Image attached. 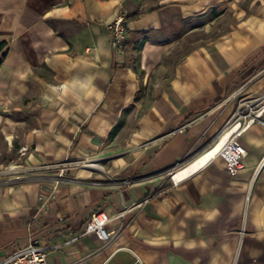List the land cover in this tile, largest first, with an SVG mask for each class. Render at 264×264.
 <instances>
[{
	"label": "crops",
	"instance_id": "crops-1",
	"mask_svg": "<svg viewBox=\"0 0 264 264\" xmlns=\"http://www.w3.org/2000/svg\"><path fill=\"white\" fill-rule=\"evenodd\" d=\"M227 14L226 31L175 58ZM2 43L0 170L13 148L73 164L55 188L0 200V260L31 239L48 264H264V0H0ZM236 125L235 176L216 156L174 180ZM100 211L115 216L107 244L84 234Z\"/></svg>",
	"mask_w": 264,
	"mask_h": 264
},
{
	"label": "built area",
	"instance_id": "built-area-1",
	"mask_svg": "<svg viewBox=\"0 0 264 264\" xmlns=\"http://www.w3.org/2000/svg\"><path fill=\"white\" fill-rule=\"evenodd\" d=\"M110 47L121 53L122 42L124 39V17H117L111 24L108 25ZM260 110H264V104ZM257 116V113H254ZM225 134V133H224ZM239 132L231 134L224 142L220 151L215 155L220 156L226 164L227 173L230 176H235L242 169V160L246 155L245 149L237 140ZM68 178L60 173L55 179H51L53 188L59 183L66 181ZM129 183L130 181H125ZM97 184V183H96ZM46 204H41L39 210H47ZM115 216H107L104 212H96L84 227V234L94 233L102 244L109 243L117 233L115 231L108 232L106 225L114 219ZM52 248L49 246L40 245L37 241L29 240L28 243L13 251L9 256L0 260V264H48V254Z\"/></svg>",
	"mask_w": 264,
	"mask_h": 264
},
{
	"label": "rangeland",
	"instance_id": "rangeland-1",
	"mask_svg": "<svg viewBox=\"0 0 264 264\" xmlns=\"http://www.w3.org/2000/svg\"><path fill=\"white\" fill-rule=\"evenodd\" d=\"M230 23L231 19L227 14L219 22L215 23L212 30L213 33L211 35H206L202 30H198L197 32L191 34L186 39L180 41L179 46L182 47L175 51V58H179L184 55L188 50L193 49L198 44L212 41L215 39L216 30L219 29L218 32H224L229 28ZM163 65H166V67L164 66L161 68L162 76L164 78H169V60L165 61ZM21 150L23 149L13 148V164L0 170V200L9 199V197L11 198V192L14 187L27 183L52 184V182H50L51 179H55L60 173H62L64 177L69 176L71 171L70 167L73 164L70 160L68 162L39 165L33 161H31V163L27 161L28 153L31 152V150H26L27 152H21ZM25 153L26 155L23 156ZM11 167H14V170H10Z\"/></svg>",
	"mask_w": 264,
	"mask_h": 264
},
{
	"label": "bare ground",
	"instance_id": "bare-ground-1",
	"mask_svg": "<svg viewBox=\"0 0 264 264\" xmlns=\"http://www.w3.org/2000/svg\"><path fill=\"white\" fill-rule=\"evenodd\" d=\"M238 128V125L234 126L230 130H228L225 134H223L216 142L215 144L204 154H202L200 157H198L194 162H192L190 165L186 166L185 168H182L181 170L177 171L174 174V180H181L184 177H186L188 174H191L192 172L198 170L201 167H204V165L211 159L214 158L215 155L220 151L222 148L224 142L227 140V138ZM88 167L92 166H98L95 162H92L91 165H86ZM10 170H14V167H11ZM195 173V172H194Z\"/></svg>",
	"mask_w": 264,
	"mask_h": 264
},
{
	"label": "trees",
	"instance_id": "trees-1",
	"mask_svg": "<svg viewBox=\"0 0 264 264\" xmlns=\"http://www.w3.org/2000/svg\"><path fill=\"white\" fill-rule=\"evenodd\" d=\"M124 20H125V18H124ZM4 46H5V44H4V43L0 44V53L3 51V49H4Z\"/></svg>",
	"mask_w": 264,
	"mask_h": 264
}]
</instances>
